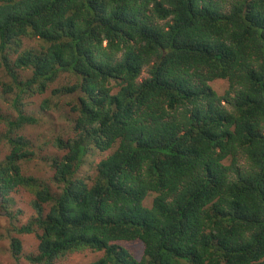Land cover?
Here are the masks:
<instances>
[{"label":"trees","instance_id":"obj_1","mask_svg":"<svg viewBox=\"0 0 264 264\" xmlns=\"http://www.w3.org/2000/svg\"><path fill=\"white\" fill-rule=\"evenodd\" d=\"M0 69L17 111L0 113V199L34 196L31 263L264 264V0H0ZM61 73L74 84L54 93L79 94L74 133L51 141L54 190L24 173L18 132L37 122L21 100Z\"/></svg>","mask_w":264,"mask_h":264},{"label":"rangeland","instance_id":"obj_2","mask_svg":"<svg viewBox=\"0 0 264 264\" xmlns=\"http://www.w3.org/2000/svg\"><path fill=\"white\" fill-rule=\"evenodd\" d=\"M37 40H25L22 45L24 47L37 46ZM15 58V55H10ZM30 73L22 70L19 71L20 76ZM7 73L0 69V81L5 79ZM148 69L142 73L140 80L147 77ZM25 77V76H24ZM74 81L67 74H59L53 81L50 82L46 91L43 93L35 92L33 95L24 97L21 101L23 111L26 114L37 118V122L25 125L18 133L24 135L30 140L34 156L32 159L23 163V171L27 175H34L40 179H44L50 183L52 188L56 190V185L52 180L53 170L51 168V158L61 157L63 151L59 150L51 141L58 136L67 138L73 132V125L76 118V113L71 109V104L76 102L79 93H54L56 88H61L64 85H72ZM219 94H224L229 87V82L224 79H215L210 82ZM14 93L4 92L0 84V113L10 115L15 118L17 115L16 107L13 102ZM47 99V107L43 104ZM19 107V106H18ZM7 130L4 122L0 121V136ZM47 142V143H46ZM46 143V144H45ZM115 147L109 150L113 151ZM0 150H2L1 159H3L8 151V145L2 140L0 142ZM107 152L98 153L95 156V161L105 157ZM243 162V161H241ZM83 173L87 175L93 171L92 164L89 161L84 165ZM34 196L26 189H20L12 193L10 205L3 208V203L0 199V264H33L27 256L38 252L39 239L37 234L33 233H18V228L27 223L36 213L31 205ZM151 197L146 200V204L150 205ZM6 206V203L4 204ZM9 210V211H7ZM13 237H18L22 243V251L19 258L15 256ZM127 246L136 254L137 257L142 255V247L138 242H127ZM102 255V252H93L89 249L82 251L69 252L64 256L58 257L56 262L60 264H87Z\"/></svg>","mask_w":264,"mask_h":264},{"label":"clouds","instance_id":"obj_3","mask_svg":"<svg viewBox=\"0 0 264 264\" xmlns=\"http://www.w3.org/2000/svg\"><path fill=\"white\" fill-rule=\"evenodd\" d=\"M213 81H214V80H213ZM213 81H212V82H213ZM212 87H213V86H212ZM213 88H214V87H213Z\"/></svg>","mask_w":264,"mask_h":264}]
</instances>
